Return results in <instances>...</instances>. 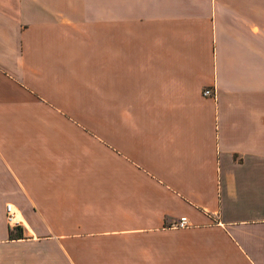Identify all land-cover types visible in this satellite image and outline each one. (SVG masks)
<instances>
[{"label":"crops","instance_id":"obj_1","mask_svg":"<svg viewBox=\"0 0 264 264\" xmlns=\"http://www.w3.org/2000/svg\"><path fill=\"white\" fill-rule=\"evenodd\" d=\"M0 264H264V0H0Z\"/></svg>","mask_w":264,"mask_h":264},{"label":"built area","instance_id":"obj_2","mask_svg":"<svg viewBox=\"0 0 264 264\" xmlns=\"http://www.w3.org/2000/svg\"><path fill=\"white\" fill-rule=\"evenodd\" d=\"M201 95L203 97H210V96L213 95V91L210 90V89H204V90H202ZM4 212H5V220H6V223L9 226L16 225V222L14 220V211H13V208L10 205H5ZM171 226L173 228H177V229L185 228L187 226L186 220H185V218H179L178 220H176L175 222H173L171 224Z\"/></svg>","mask_w":264,"mask_h":264},{"label":"trees","instance_id":"obj_3","mask_svg":"<svg viewBox=\"0 0 264 264\" xmlns=\"http://www.w3.org/2000/svg\"><path fill=\"white\" fill-rule=\"evenodd\" d=\"M10 236H11V234H10Z\"/></svg>","mask_w":264,"mask_h":264}]
</instances>
